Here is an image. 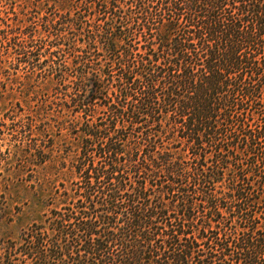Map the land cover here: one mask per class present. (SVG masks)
Instances as JSON below:
<instances>
[{
	"label": "trees",
	"instance_id": "16d2710c",
	"mask_svg": "<svg viewBox=\"0 0 264 264\" xmlns=\"http://www.w3.org/2000/svg\"><path fill=\"white\" fill-rule=\"evenodd\" d=\"M75 1L0 0L37 193L75 154L0 264H264V0Z\"/></svg>",
	"mask_w": 264,
	"mask_h": 264
},
{
	"label": "rangeland",
	"instance_id": "374dc122",
	"mask_svg": "<svg viewBox=\"0 0 264 264\" xmlns=\"http://www.w3.org/2000/svg\"><path fill=\"white\" fill-rule=\"evenodd\" d=\"M145 1V0H144ZM98 4H84L75 0H49L48 7L50 9L72 10L77 11L86 8H98ZM120 9L136 8L133 0H123L115 3V5H107ZM143 7L157 8L162 7L154 3H147ZM5 78V77H4ZM2 78L0 82V235L15 237L23 227L32 223L35 220H41L48 208L44 203L50 193L54 190V186L65 181L72 173L71 163L75 154H69L65 159L60 157L65 153V145L62 142L60 147H55V154L58 155V160L54 165L49 163L39 167L41 178L50 176L53 172L55 180L49 182V190L37 193L39 185L36 187V181L31 176V167L22 165L21 156L16 151L15 145L23 141V137L17 133V119L10 118L13 114L18 115L25 111L23 104H17V98L14 102L11 99L3 98L5 80ZM20 98L21 96L17 94ZM259 112H261L258 109ZM259 118L261 116H258ZM259 118H256L259 119ZM264 121V117L261 118ZM17 136V137H16ZM20 137V138H19ZM22 138V139H21ZM26 143V140H24ZM56 169H59L57 171Z\"/></svg>",
	"mask_w": 264,
	"mask_h": 264
}]
</instances>
